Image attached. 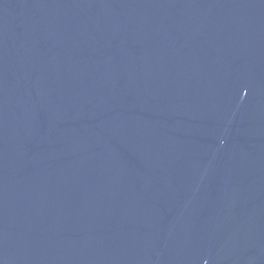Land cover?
Instances as JSON below:
<instances>
[{"label":"water","instance_id":"95a60500","mask_svg":"<svg viewBox=\"0 0 264 264\" xmlns=\"http://www.w3.org/2000/svg\"><path fill=\"white\" fill-rule=\"evenodd\" d=\"M0 264H264V0H0Z\"/></svg>","mask_w":264,"mask_h":264}]
</instances>
